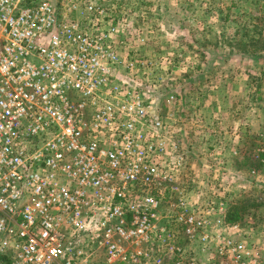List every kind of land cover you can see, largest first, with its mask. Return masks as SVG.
Masks as SVG:
<instances>
[{"label": "built area", "instance_id": "1", "mask_svg": "<svg viewBox=\"0 0 264 264\" xmlns=\"http://www.w3.org/2000/svg\"><path fill=\"white\" fill-rule=\"evenodd\" d=\"M112 10L0 0V257L258 264L239 225L225 222L223 198L185 190L187 153L157 109L167 75L157 61L123 57L119 37L132 25Z\"/></svg>", "mask_w": 264, "mask_h": 264}, {"label": "rangeland", "instance_id": "2", "mask_svg": "<svg viewBox=\"0 0 264 264\" xmlns=\"http://www.w3.org/2000/svg\"><path fill=\"white\" fill-rule=\"evenodd\" d=\"M91 1L126 10L121 54L157 61L167 75L157 109L187 153L185 190L223 198L225 222L264 264V0ZM234 209L241 218L231 221Z\"/></svg>", "mask_w": 264, "mask_h": 264}, {"label": "trees", "instance_id": "3", "mask_svg": "<svg viewBox=\"0 0 264 264\" xmlns=\"http://www.w3.org/2000/svg\"><path fill=\"white\" fill-rule=\"evenodd\" d=\"M241 218V215L234 209V211H230L229 220L236 221ZM0 260L3 264H9V260L6 257H0Z\"/></svg>", "mask_w": 264, "mask_h": 264}]
</instances>
